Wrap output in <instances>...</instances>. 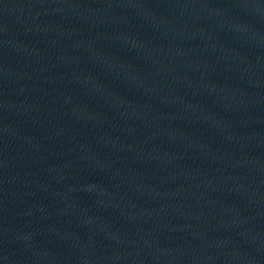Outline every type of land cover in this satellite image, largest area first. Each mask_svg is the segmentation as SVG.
Returning a JSON list of instances; mask_svg holds the SVG:
<instances>
[{
	"label": "water",
	"instance_id": "water-1",
	"mask_svg": "<svg viewBox=\"0 0 264 264\" xmlns=\"http://www.w3.org/2000/svg\"><path fill=\"white\" fill-rule=\"evenodd\" d=\"M0 264H264V0H0Z\"/></svg>",
	"mask_w": 264,
	"mask_h": 264
}]
</instances>
